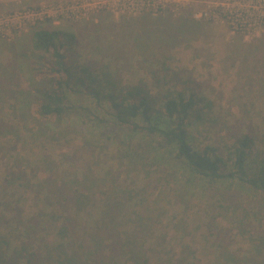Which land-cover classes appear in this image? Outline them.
<instances>
[{
	"label": "rangeland",
	"instance_id": "374dc122",
	"mask_svg": "<svg viewBox=\"0 0 264 264\" xmlns=\"http://www.w3.org/2000/svg\"><path fill=\"white\" fill-rule=\"evenodd\" d=\"M148 2L0 0V233L10 242L8 256L14 260L25 264L29 254L44 253L47 244L61 240L57 229L63 211L53 194L47 192L49 188H45L50 181L47 168L54 166L67 170L72 178L83 170L97 176L108 174L103 181H112L121 190L144 188L145 197L128 201L125 209L122 207L126 200L119 198L123 218H113L114 226L111 219L100 218L101 204L106 202L98 195L94 204L85 206L80 218L72 217L80 235L78 240L85 237L82 232L96 230L104 243L103 251L109 253L115 231L111 229L120 223L116 229L123 236L127 219L141 210L143 200L144 214L153 217L150 222L155 234H143V240L137 241L144 243L143 257L150 259L149 264H170L169 258L182 257L184 245L189 246L183 249L189 263L194 259L199 264H264V255L255 256L258 250L253 241L264 232V198L260 193L239 189L242 194H237V213L226 209L231 204L226 200L231 193L228 182L212 190L201 189L197 197L183 203L172 190L175 184L170 185L171 181L151 167V157L137 167L122 164L118 152L126 149L119 143L121 132L116 134L99 124L82 122L73 113L58 127L48 124L47 136L39 137L33 134L36 125L32 118H20L23 113L19 114V106L13 108L11 90L15 88L17 73L12 62H24L18 56L27 49L26 31L40 23L37 20L48 17L52 24L73 30L77 37L74 45L84 62L93 68L109 66L122 85L144 81L156 91L154 79L160 76H164L160 85L168 84L169 78L195 81L200 94L213 103L210 118L194 122L190 128L196 148L211 144L227 155L232 133L250 130L259 137L257 144L261 149L264 27L245 33L234 29L224 14L227 6L219 8L220 13L214 9L219 6L214 4L222 2L231 6V0ZM59 8L73 12L62 16ZM164 67L167 70L163 71ZM19 108L24 110L21 105ZM44 158L47 162H40ZM143 173L150 177L146 184ZM211 193H215L214 197H209ZM123 242L121 239L117 244L120 250ZM87 251L84 248V254ZM140 259L139 256L138 262ZM114 261L136 264L122 254ZM111 262L106 260L105 264Z\"/></svg>",
	"mask_w": 264,
	"mask_h": 264
},
{
	"label": "trees",
	"instance_id": "16d2710c",
	"mask_svg": "<svg viewBox=\"0 0 264 264\" xmlns=\"http://www.w3.org/2000/svg\"><path fill=\"white\" fill-rule=\"evenodd\" d=\"M30 30L25 33L27 49L18 56L24 62H12L17 74L14 75L16 83L11 97L13 108L21 105L24 109L18 107L19 114L23 113L20 118H32L36 125L33 134L46 137L48 124L58 127L69 114L76 113L82 122L99 124L111 132L115 130L116 134L121 132L120 136L117 135L119 143L126 149V152H118L122 164L137 167L145 165V159L151 157V167H156L155 172L160 171L165 180L171 181L170 185L175 184V187L171 186L172 190L183 203L185 199L197 197L201 189L212 190L216 185L222 187L224 182H228V190L231 189L230 197L224 195L231 203L226 208L228 213L231 208L234 213L238 211L237 194H242L239 189L255 191L264 198V146L259 149L257 142L260 139L252 131L232 133L233 141L227 155L211 144L202 149L194 146L190 128L194 122L210 118L213 108V103L200 94L195 81L167 78L170 82L160 85L164 77L160 76L154 79V87H158L156 91L144 81L122 85L109 66L93 68L81 59L78 47L74 45L77 37L73 30L54 25L49 20L40 21ZM165 70L167 68L164 67ZM46 160L44 158L40 162ZM47 172V180L50 181L46 180L45 188H49L47 192L53 194L63 211L57 229L61 240L47 244L43 248L44 253L29 254L25 264H105L106 260L114 264V258L121 254L136 264L150 263L149 258L143 257L144 243L137 241L143 240V234L149 235L151 231L155 234L154 225L150 222L153 217L147 218L144 214L143 200L141 210H136L135 216L127 219L123 236L116 229L120 223L111 229L115 231L111 235L109 253L101 247L104 243L98 239L100 233L85 231L82 232L85 237L78 240L80 235L72 224V220L75 222L74 219L80 218L85 206L94 204L100 195L106 202L101 204L100 218L111 219L109 223L114 226L113 218H123L120 214L122 208L129 207L128 201L143 199L144 188L136 186L132 190H121L112 181H103L106 176L109 177L108 174L97 176L84 170L78 171L73 178L67 170H58L54 166H49ZM143 174L146 184L149 175ZM214 194L209 197H214ZM119 198L127 202L122 208ZM158 216L161 217L160 214ZM95 227L100 230L99 222ZM153 235L151 238H155ZM121 239L125 243L120 250L117 244ZM253 241L258 250L255 256L264 255V232ZM83 247L88 249L85 254ZM10 248V242L0 233V264H24L18 261V255V260L8 256ZM96 248L100 251L97 252ZM183 249H189V246L184 245ZM183 249L182 257L169 258L167 262L199 264L194 259L189 263L188 256H183ZM139 256L141 259L138 262Z\"/></svg>",
	"mask_w": 264,
	"mask_h": 264
},
{
	"label": "built area",
	"instance_id": "2783aa9c",
	"mask_svg": "<svg viewBox=\"0 0 264 264\" xmlns=\"http://www.w3.org/2000/svg\"><path fill=\"white\" fill-rule=\"evenodd\" d=\"M146 1L148 2L149 0ZM231 1H233V4H231V6L229 4H225V3L223 4L222 2L221 5L214 4V5H219L216 6V8L214 9L220 13L219 10L222 9L224 5L227 6L226 10L224 11V14L226 15L228 22L232 24L234 29L243 31V33H245L256 30L259 27H264V0H247V1L231 0ZM59 10L62 16L69 15V13L73 12L70 10V8H67L66 10H62L59 8ZM47 18L46 17L41 18V20L39 19L37 20V22L43 21L44 19ZM50 19L51 18H48V20Z\"/></svg>",
	"mask_w": 264,
	"mask_h": 264
}]
</instances>
